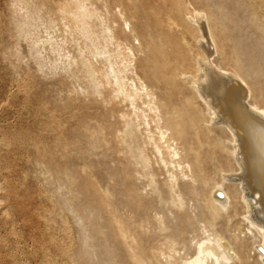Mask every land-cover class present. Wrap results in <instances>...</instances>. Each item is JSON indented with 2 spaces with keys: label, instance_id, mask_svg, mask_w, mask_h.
I'll return each mask as SVG.
<instances>
[{
  "label": "bare ground",
  "instance_id": "6f19581e",
  "mask_svg": "<svg viewBox=\"0 0 264 264\" xmlns=\"http://www.w3.org/2000/svg\"><path fill=\"white\" fill-rule=\"evenodd\" d=\"M75 1L74 17L85 26L90 14L82 0ZM104 3L106 7L114 4L120 8L112 20L114 28L105 26L100 31L104 44L99 48L102 69L112 90L110 95L96 100L97 105L105 108L100 119L88 118L95 125L87 133L90 137L102 136V141L108 144L103 136L109 131L110 138H118L117 147L125 144L131 164L140 166V176L147 177L149 187L143 194L135 186L134 193L145 199L155 194L161 213L171 215L167 226L164 216L155 221L168 236L154 243L167 247L169 252L175 251L177 245H185V232L192 225L185 197L193 201L197 218L203 224L202 237L191 256L177 263L176 257L168 253L169 261L165 264H248L255 250L257 263L264 264V0H104ZM186 28L200 34L194 51L187 50L189 43L183 33ZM89 34L84 31L85 37L89 38ZM94 46L98 49V45ZM82 67L93 81L95 71L90 63L83 61ZM221 74L237 79L242 85L230 83V78L226 82ZM96 94L99 92L92 96ZM118 97L131 107L137 120L134 126L138 129L143 125L144 139L131 129L128 133L113 132L115 121L124 117L115 109ZM137 101H142L144 109L137 107ZM149 144L163 165L172 167L162 188L150 168L151 159L145 150ZM219 146L227 151L228 157L225 165H217V179L216 171H208V164L215 165ZM185 178L188 181H183ZM86 179L89 188L93 184L95 189L96 182ZM111 182L112 178L107 176L106 186L98 187L101 202L112 216L116 235L121 241L130 239L136 247L138 241L126 230L116 215L118 209L112 205ZM119 191L123 192V188ZM120 196L124 195L119 193ZM121 206L128 213L127 221L148 222L147 216L136 220L131 209ZM236 216L244 223L245 230L241 232L251 235L247 245L236 233L238 221L228 226ZM182 219L188 224H178ZM217 225H221V232ZM133 251L132 264H159V250L154 246L146 252Z\"/></svg>",
  "mask_w": 264,
  "mask_h": 264
},
{
  "label": "rangeland",
  "instance_id": "374dc122",
  "mask_svg": "<svg viewBox=\"0 0 264 264\" xmlns=\"http://www.w3.org/2000/svg\"><path fill=\"white\" fill-rule=\"evenodd\" d=\"M82 1L91 18L85 20V26L74 17L75 0H0V264H132L133 250L146 252L151 246L159 250V264L169 261L168 253L178 263L193 254L202 237L203 224L193 201L185 197L192 220L185 232V245H177L175 251L169 252L167 247L154 243L168 236L155 221L164 216L167 226L171 215L161 213L155 194L145 199L134 193L135 186L143 194L149 187L147 177L140 176V166L131 164L125 144L117 147L118 138H110L109 131L103 136L108 144L102 136L90 137L87 133L95 125L88 118L100 119L105 108L96 100L110 95L112 90L102 69L99 48L104 44L100 31L105 26L114 28L120 8L114 4L106 7L104 0ZM185 30L187 50L194 51L200 34ZM84 31L91 33L89 38ZM120 52L123 54V48ZM83 61H88L95 71L93 81L88 79ZM221 75L226 82L230 78V83L241 84ZM96 91L99 94L92 96ZM119 98L115 109L124 117L115 121L113 132L128 133L131 129L144 139L143 125L138 129L134 126L137 120L131 107ZM141 102L136 105L144 109ZM145 150L158 187L162 188L172 167L163 165L151 144ZM216 153L215 165L208 164V171H216L219 179L216 167L224 164L228 155L220 146ZM107 176L112 178L109 188L114 194L112 205L118 209L116 215L138 241L136 247L130 239L120 240L111 223L112 216L103 207L98 187L106 186ZM86 178L97 183L95 189L93 184L89 188ZM121 187L123 192L119 191ZM119 193L124 196L119 197ZM120 204L131 209L136 220L147 216L148 222L127 221L128 213ZM240 220L236 216L228 226L238 221L236 233L247 245L251 235L241 232L245 228ZM182 223L188 221L179 220L178 224ZM216 229L221 232V225ZM256 253L257 250L251 253L248 264L259 263Z\"/></svg>",
  "mask_w": 264,
  "mask_h": 264
}]
</instances>
